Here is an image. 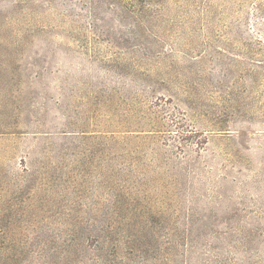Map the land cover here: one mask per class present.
<instances>
[{"label": "rangeland", "instance_id": "obj_1", "mask_svg": "<svg viewBox=\"0 0 264 264\" xmlns=\"http://www.w3.org/2000/svg\"><path fill=\"white\" fill-rule=\"evenodd\" d=\"M0 264H264V0H0Z\"/></svg>", "mask_w": 264, "mask_h": 264}]
</instances>
